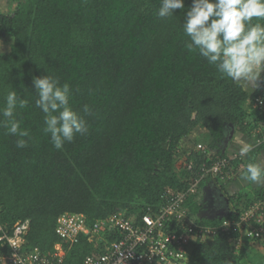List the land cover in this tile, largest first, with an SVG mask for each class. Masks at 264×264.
Returning a JSON list of instances; mask_svg holds the SVG:
<instances>
[{"label": "trees", "instance_id": "obj_1", "mask_svg": "<svg viewBox=\"0 0 264 264\" xmlns=\"http://www.w3.org/2000/svg\"><path fill=\"white\" fill-rule=\"evenodd\" d=\"M184 2L166 19L158 16L162 0H17L0 13V38L13 40L11 50L0 53V108L9 91L27 98L29 106L16 115L32 136L27 147L17 148V137L0 127V224L12 233L16 223L29 222L27 249L51 256L63 214H84L92 226L120 213L136 222L157 213L163 195L188 188L209 157L232 158L224 146L228 127L248 136L264 127V116L253 107L255 97L264 98V75L263 88L251 96L198 52H189L183 23L192 0ZM48 73L70 85L72 106L89 124L87 135L62 150L43 132L44 114L35 107L33 77ZM85 105L92 115L84 113ZM198 129L213 139L208 147L202 143L206 153L198 144L184 148ZM262 150L264 144L245 162L235 159L236 176L202 180L187 198L190 214L201 212L197 199L209 182L233 205L226 219L264 197V187L254 194L225 193L239 168ZM223 219L198 222L219 225ZM234 242V236L221 235L194 243L188 263L210 264L211 257V264H242L250 243L236 253ZM258 242L264 255V237ZM2 251L11 252L0 242ZM101 253L84 236L68 251L66 264Z\"/></svg>", "mask_w": 264, "mask_h": 264}, {"label": "built area", "instance_id": "obj_2", "mask_svg": "<svg viewBox=\"0 0 264 264\" xmlns=\"http://www.w3.org/2000/svg\"><path fill=\"white\" fill-rule=\"evenodd\" d=\"M253 107L264 116V98L255 97ZM252 135L254 145L256 140H264V127L255 128ZM197 149L206 153L202 143L197 145ZM242 158L244 156L240 153L230 159L209 157L188 188L163 195L164 205L159 211H150L139 222L120 213L90 226L84 214H63L58 218L55 230L60 241L51 256L38 248L29 250L25 247L29 222L16 223L12 233L0 224L1 246L11 250L9 254L0 253V264H66L68 251L84 236L103 253L86 256L83 264H189L194 243L213 240L221 235L234 236L237 253L243 248L245 239L258 241L264 237V197L245 207L236 218H224L219 225L199 223L201 219L190 214L187 198L196 194L202 180L209 176H236L232 162ZM188 167L192 170L194 161ZM238 232L239 239L235 236Z\"/></svg>", "mask_w": 264, "mask_h": 264}, {"label": "clouds", "instance_id": "obj_3", "mask_svg": "<svg viewBox=\"0 0 264 264\" xmlns=\"http://www.w3.org/2000/svg\"><path fill=\"white\" fill-rule=\"evenodd\" d=\"M184 8V0H162L158 16L170 18L175 10ZM183 33L188 38L187 50L198 52L223 77L244 84L249 91L260 86L264 73V0H192L185 14ZM33 85L35 107L44 114L43 132L50 134L55 149L62 150L65 143L73 142L77 135L88 134L87 120L72 106L73 93L68 83L61 84L59 78L48 73L34 76ZM5 101V106L0 108V116L4 118L0 120V127L16 136L17 148L23 149L32 136L22 127L23 121L17 119L16 114L17 109L29 106V100L13 90L6 94ZM83 111L93 114L88 105ZM250 136L253 139L252 133ZM261 143L264 140H256L255 145L244 143L240 154L251 153ZM242 179L252 185L264 182V161L257 156L250 157ZM207 258L211 264V257ZM226 264H238V261L227 260Z\"/></svg>", "mask_w": 264, "mask_h": 264}, {"label": "crops", "instance_id": "obj_4", "mask_svg": "<svg viewBox=\"0 0 264 264\" xmlns=\"http://www.w3.org/2000/svg\"><path fill=\"white\" fill-rule=\"evenodd\" d=\"M263 88V87H262ZM195 132L194 136L192 137L193 139V148L196 147L197 144L199 143H204L206 145H210L212 143V137L205 131H203L202 133H198ZM202 134H206L205 137L202 136ZM190 138V137H189ZM232 143L228 150H229V154L232 155L234 154H239L240 153V148L242 147V145L246 142H251L253 143V139L248 136V135H244L240 132H234L232 134ZM188 142V141H187ZM191 146V145H189ZM189 146H187V144L185 145L184 148H186L187 150H189ZM258 148H254L253 152H255ZM251 153L247 154L244 156V159L249 158V156L251 155ZM257 157L259 159H261L262 161H264V150L260 151L257 154ZM244 159L242 158L243 162ZM245 167L241 166L239 168V173L238 176L236 178V180L230 184L226 185V194L230 197H234L235 195L244 192V193H249L252 192V190H258L264 187V182H261V184L258 185H252L246 181H244L242 179V173L244 171ZM216 182L212 183L209 182L206 186H204L202 188V190L199 193L198 196V201L201 203L202 205V209L201 212L198 214L199 215V219H208V220H213L215 218H222L220 217L221 215L227 216L229 214V212L231 211V209L233 208V205L226 203L225 201V197L224 194L220 191L219 187H215V188H211L212 185H217L215 184ZM213 193V195H212ZM252 194H254V192H252ZM209 202V203H208ZM226 206V207H225ZM218 207H220V210L216 213ZM250 243L249 248L247 249V253H246V257L248 252L250 251V249L254 248L255 246H257L258 244H260V242H256V241H252L250 242L248 239L244 240V245H246V243ZM245 260V259H244Z\"/></svg>", "mask_w": 264, "mask_h": 264}, {"label": "rangeland", "instance_id": "obj_5", "mask_svg": "<svg viewBox=\"0 0 264 264\" xmlns=\"http://www.w3.org/2000/svg\"><path fill=\"white\" fill-rule=\"evenodd\" d=\"M13 1H17V0H0V13L2 12V13H6V12H8V5H9V2H13ZM12 44H13V40L10 38V37H3V38H0V53H4V52H8V51H10L11 50V46H12ZM263 75H264V73H262V78H263ZM262 78H261V81L259 82L260 83V86L258 87V88H256L255 90H257V89H262ZM241 84V83H240ZM250 94H251V96H253L252 94H253V91L254 90H252V91H249V89H248V87L247 86H245L244 84H241ZM196 131H198L197 132V135H198V133H202L204 130H202V129H198V130H196ZM196 131H194L191 135H190V138L188 137L187 139H185V141H184V146L187 144V146H189V145H191V146H189V150H194V149H196V148H193V139H192V137L194 136V134H195V132ZM205 132V131H204ZM236 133V131L234 130V128L233 127H228L227 129H226V141H225V147L227 148H229V146L231 145V144H233L232 142V135L231 134H233V133ZM238 133V132H237ZM252 133V132H251ZM202 136L203 137H205L206 136V134H202ZM188 141V142H187ZM228 148H227V150H228ZM229 151V150H228ZM182 155L184 156L185 155V153L184 152H182ZM181 161L182 162H185V157H183L182 159H181ZM215 187H219L218 185H212V187L211 188H215ZM212 195H213V193H212ZM209 203V202H208ZM226 207V206H225ZM220 210V207H218V209H217V211H216V213L218 212ZM231 212V211H230ZM229 212V213H230ZM196 215V214H195ZM197 217V216H196ZM220 217H225L224 215H221ZM250 241V240H249ZM250 242H252V241H250ZM257 243H258V241H256ZM262 244V243H261ZM261 244H258L257 246H255L254 248H252V249H250V251L248 252V254H247V257H245L244 259L245 260H243L242 261V264H264V255H263V251H262V245ZM243 249V248H242Z\"/></svg>", "mask_w": 264, "mask_h": 264}, {"label": "water", "instance_id": "obj_6", "mask_svg": "<svg viewBox=\"0 0 264 264\" xmlns=\"http://www.w3.org/2000/svg\"><path fill=\"white\" fill-rule=\"evenodd\" d=\"M164 148H167V144L164 145Z\"/></svg>", "mask_w": 264, "mask_h": 264}]
</instances>
